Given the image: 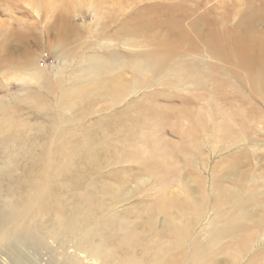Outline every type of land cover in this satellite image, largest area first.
Masks as SVG:
<instances>
[{"label": "bare ground", "instance_id": "obj_1", "mask_svg": "<svg viewBox=\"0 0 264 264\" xmlns=\"http://www.w3.org/2000/svg\"><path fill=\"white\" fill-rule=\"evenodd\" d=\"M141 51L148 54L131 61L103 58L64 88L54 98L57 125L18 122L0 105V246L12 251L0 252V264H264V179L242 170L245 160L264 161L255 145L264 132V72L245 77L254 107L241 111L242 123L211 91L209 121L200 90L210 80L186 64L171 69L169 50ZM25 56L20 80L54 94L37 58ZM11 62L0 52L1 65ZM167 92L188 111L165 114L153 104ZM94 97L110 105L79 106ZM52 107L42 105L37 118L50 120ZM227 144L234 163L213 165Z\"/></svg>", "mask_w": 264, "mask_h": 264}, {"label": "rangeland", "instance_id": "obj_2", "mask_svg": "<svg viewBox=\"0 0 264 264\" xmlns=\"http://www.w3.org/2000/svg\"><path fill=\"white\" fill-rule=\"evenodd\" d=\"M32 7L40 9L41 15L35 14ZM48 13L54 15L47 19ZM21 35L28 38H21ZM125 42L136 44L138 48H124ZM145 45L157 54L169 50L166 63H177L171 69L186 64L190 70L210 80V85L200 90L204 94L201 110L204 119L210 121L213 114L207 99L211 91L227 113L242 123L241 111L248 114L254 107L247 104L245 96L250 94V88L245 77L264 72V0H0V52L12 57L10 65L0 64V105L18 122L57 125L54 98L59 97L64 88L96 72L103 58L131 61L137 55L148 54L141 51ZM3 48L5 52L1 51ZM25 54L37 58L54 94L39 89L36 81L20 80ZM94 57L100 58L94 60ZM247 58L254 59L252 66L245 63ZM123 73L126 74L125 71L114 74ZM55 74L62 83L54 78ZM171 94L167 92L157 97L153 104L163 106L161 110L165 114L187 112L180 100L170 97ZM46 103L53 105L51 119L37 118L36 114L42 113L41 106ZM108 105L109 101L98 97L79 103L81 107L92 109ZM262 107L264 110V105ZM93 119L98 118L94 116ZM167 131V138L178 141L170 129ZM256 138L250 140L255 142L256 139L258 155L264 159V132L258 133ZM170 143L167 148L176 150L175 144ZM231 148L229 145L220 151L213 165L224 162L230 169L234 163L230 157ZM179 162L187 171L193 170L183 161V156ZM242 165H245L242 170L249 171L247 174L245 170L247 177L255 175L259 180L264 179V161L257 166L245 160ZM224 166L223 172H227ZM0 180L6 184L2 178ZM0 249L5 254L9 250L8 256H12L8 247L0 246Z\"/></svg>", "mask_w": 264, "mask_h": 264}]
</instances>
